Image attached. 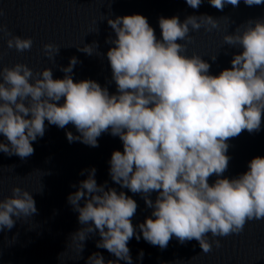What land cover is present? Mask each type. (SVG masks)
<instances>
[{
  "label": "clouds",
  "instance_id": "obj_1",
  "mask_svg": "<svg viewBox=\"0 0 264 264\" xmlns=\"http://www.w3.org/2000/svg\"><path fill=\"white\" fill-rule=\"evenodd\" d=\"M186 2L195 9L202 0ZM209 2L221 11L225 4H239V0ZM244 3L260 5L264 0ZM107 22L116 34L115 39L108 38L114 46L107 51L116 93L110 94L92 79L74 81L76 57L61 69L62 79H54L47 67L35 75L24 63L0 68V134L8 142L0 141V151L21 159L31 156L32 142L44 135L45 120L60 128L74 125L80 135L68 132L69 142L80 140L95 147L102 133L119 136L123 152L115 150L111 155V179L134 194H143L153 211L139 229L145 241L161 249L174 236L180 243L195 239L207 253L212 250L209 234H239L248 221L264 219V156L252 158L248 170L238 177H223L230 159L229 139L261 127L264 20H248L242 30L238 26L224 35L226 44L243 51L234 55L231 68L218 75L209 73L210 64L200 55L185 54L193 40L190 31L218 28V18L189 15L181 22L178 16L161 17L162 38L139 13ZM7 31L0 24V32ZM9 36V49H31V37ZM93 45L96 51V42L80 50L91 55ZM43 48L49 56L60 49L53 43ZM95 171L94 167L88 170L87 179L68 196L84 225L71 235L69 247H75V259L81 258L83 241L98 230L97 248L107 249L117 260L106 262L95 252L87 264H119L120 260L131 264L128 242L133 236L141 238L131 222L138 205L125 192L98 185ZM213 175L217 179L210 184ZM154 191L158 195L153 202L149 197ZM36 213L31 192L14 186L10 196L0 199V231ZM214 242L220 247L219 239Z\"/></svg>",
  "mask_w": 264,
  "mask_h": 264
},
{
  "label": "water",
  "instance_id": "obj_2",
  "mask_svg": "<svg viewBox=\"0 0 264 264\" xmlns=\"http://www.w3.org/2000/svg\"><path fill=\"white\" fill-rule=\"evenodd\" d=\"M0 11V24L8 30L0 32V68L24 63L35 75L47 67L51 68L54 79H62L65 73L61 69L69 65L71 57H76L78 63L71 73L73 80H95L107 87L110 94L116 93L117 88L107 58V51L114 45L108 38L115 39L116 34L108 18L139 13L147 18L157 38H162L161 17L178 16L181 22L189 15L207 14L218 18V28L190 31L193 40L187 43L185 53L200 55L210 64L211 75L231 68L234 55L243 51L239 46L226 44L224 35L234 33L238 26L242 30L248 20H264V3L248 6L244 0H239L238 6L225 4L222 11L211 6L209 0H202L195 9L186 0H0ZM9 33L31 37V49L23 52L9 49ZM93 42L97 44L96 51L93 45V54L80 50ZM45 43L59 46L58 54L46 55ZM63 102L62 98L59 103ZM68 132L80 135L72 124L60 128L45 120L44 135L32 142L31 156L21 159L0 151V199L10 196L12 188L19 186L31 192L37 208L32 217L21 218L10 230L0 231V264H87L88 257L95 252L101 253L106 262L117 260L107 249L97 248V241L101 239L98 230L83 241L81 258L75 259L77 251L74 246L69 247L71 235L84 225L79 223V213L69 203L68 196L78 190L93 167L98 185H103L105 190L123 191L138 205L131 222L141 238L137 240L133 236L128 242L131 264H264V219L248 221L239 234L224 237L209 234L212 250L207 253L195 239L180 243L173 236L163 249L145 241L139 224L152 215L153 209L147 206L143 194L132 193L110 176L111 155L115 150L123 152L122 140L109 131L102 133L98 146L93 147L80 140L69 142ZM0 141L8 143L2 134ZM228 144L230 159L223 177L231 179L246 172L252 158L264 156V113L258 131L244 130L229 139ZM216 179L213 175L209 183ZM157 195L154 191L149 198L154 202ZM84 203L82 199L81 206ZM216 239L220 240V247L216 246ZM61 253L65 254L60 259ZM119 264L128 262L120 260Z\"/></svg>",
  "mask_w": 264,
  "mask_h": 264
}]
</instances>
